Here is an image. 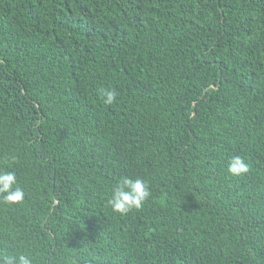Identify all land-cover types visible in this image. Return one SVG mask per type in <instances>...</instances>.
Returning <instances> with one entry per match:
<instances>
[{
    "label": "trees",
    "instance_id": "1",
    "mask_svg": "<svg viewBox=\"0 0 264 264\" xmlns=\"http://www.w3.org/2000/svg\"><path fill=\"white\" fill-rule=\"evenodd\" d=\"M234 155L247 174L227 173ZM9 165L26 198L0 206V252L264 264V0H0ZM125 175L151 196L121 216L107 195Z\"/></svg>",
    "mask_w": 264,
    "mask_h": 264
},
{
    "label": "clouds",
    "instance_id": "2",
    "mask_svg": "<svg viewBox=\"0 0 264 264\" xmlns=\"http://www.w3.org/2000/svg\"><path fill=\"white\" fill-rule=\"evenodd\" d=\"M97 94L104 105L111 106L116 102L115 89L101 87ZM16 161L15 156L9 158ZM250 164L240 155H234L227 161V173L232 177H240L250 171ZM151 189L149 182L142 177L122 176L109 189L107 205L112 212L125 216L133 211H139L150 198ZM26 193L20 186L17 174L8 167H0V206L10 207L22 204ZM0 264H35L31 254L25 252H0Z\"/></svg>",
    "mask_w": 264,
    "mask_h": 264
}]
</instances>
